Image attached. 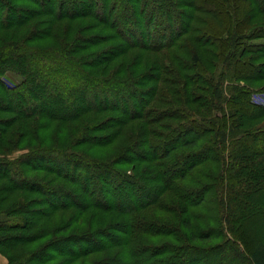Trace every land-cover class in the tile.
<instances>
[{
	"label": "trees",
	"instance_id": "16d2710c",
	"mask_svg": "<svg viewBox=\"0 0 264 264\" xmlns=\"http://www.w3.org/2000/svg\"><path fill=\"white\" fill-rule=\"evenodd\" d=\"M250 84L264 0H0L7 264H264ZM213 159L218 219L196 175Z\"/></svg>",
	"mask_w": 264,
	"mask_h": 264
},
{
	"label": "rangeland",
	"instance_id": "374dc122",
	"mask_svg": "<svg viewBox=\"0 0 264 264\" xmlns=\"http://www.w3.org/2000/svg\"><path fill=\"white\" fill-rule=\"evenodd\" d=\"M232 75L229 78V82L230 84L234 83L233 80H231ZM3 80H5L6 82L9 83H16L19 78L16 74L11 73V72H7L4 74L3 76ZM224 87L228 86L227 82H224ZM251 87L253 88H259L256 90L259 91H254L253 94L251 95V99L254 103H257L258 105H262L264 107V92H261L260 89H264V86H262L261 84H250ZM227 111V109H226ZM245 130H257V131H262L264 130V115L259 117L256 121L251 122V123H247L244 127ZM211 138V135H210ZM206 141L203 140L202 144H205ZM230 143L231 141L229 140L228 143L226 144V148L224 149L223 153L225 154V158L227 159L228 155L231 153V148H230ZM24 151H20V152H16L12 155V157H17L20 156ZM215 157L217 159L218 155L215 153ZM217 159H213L211 162H207L205 165H203L202 167H200L198 170V172L196 173L197 177L200 178V180H203L205 182H211L213 176L215 175V183H214V192H210L209 196L210 199H207V203L211 206V211L209 216L212 217V215L214 217H216V219H218L220 217V209H219V204H218V189H217V180H218V169H219V162ZM214 162V164L212 163ZM230 160L225 161V166L230 164ZM195 177V176H194ZM216 186V187H215ZM225 201V200H224ZM202 211V210H201ZM57 220H59L57 218ZM214 221L213 222H208L206 220L205 222V227L210 226V225H214ZM217 225V223H216ZM203 226V225H202ZM218 226V225H217ZM79 231H83V227L80 224L74 225L72 227V229H70V232H79Z\"/></svg>",
	"mask_w": 264,
	"mask_h": 264
},
{
	"label": "crops",
	"instance_id": "0c3cea01",
	"mask_svg": "<svg viewBox=\"0 0 264 264\" xmlns=\"http://www.w3.org/2000/svg\"><path fill=\"white\" fill-rule=\"evenodd\" d=\"M0 264H7V259L0 254Z\"/></svg>",
	"mask_w": 264,
	"mask_h": 264
},
{
	"label": "bare ground",
	"instance_id": "6f19581e",
	"mask_svg": "<svg viewBox=\"0 0 264 264\" xmlns=\"http://www.w3.org/2000/svg\"><path fill=\"white\" fill-rule=\"evenodd\" d=\"M166 58V57H165ZM166 60V59H165ZM129 69V68H128ZM149 95V94H148ZM153 99V98H152ZM92 183V182H91ZM64 187V186H63ZM100 193V192H99ZM91 194H93V191H92V193ZM54 195V194H53ZM100 195V194H99ZM66 196H67V194H66ZM80 198V197H79ZM60 203V202H59ZM53 207V206H52ZM44 209V208H43ZM119 225V224H118ZM36 226V225H35ZM120 226V225H119ZM40 229H41V227H40ZM40 231V230H39ZM38 231V232H39ZM111 233H113V232H111ZM110 234V233H109ZM115 238V237H114ZM70 246V245H69Z\"/></svg>",
	"mask_w": 264,
	"mask_h": 264
}]
</instances>
